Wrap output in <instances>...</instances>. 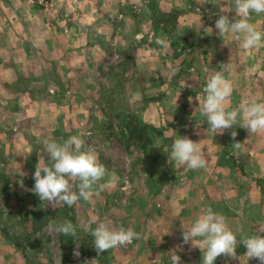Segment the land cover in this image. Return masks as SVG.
Instances as JSON below:
<instances>
[{"label": "crops", "instance_id": "1", "mask_svg": "<svg viewBox=\"0 0 264 264\" xmlns=\"http://www.w3.org/2000/svg\"><path fill=\"white\" fill-rule=\"evenodd\" d=\"M200 4L201 0H55L50 12L45 13L22 0H0V139L2 153L7 157L6 173L18 174L30 168L27 156L32 150L28 147L34 140H51L59 132L78 135L75 126L87 122L84 116L88 110L86 92L95 90L80 76L96 73L92 65L109 51V45L117 50V56L124 53L121 59L128 54L132 58V67L125 75L133 93L125 104L139 108L137 117L154 124L158 122L157 108L165 111L169 125L163 130L164 135L177 139L181 134L175 131L183 130L184 124H196L198 120L207 122L206 118H196L201 113L193 112L188 116L182 112L183 118L178 117L182 124L174 127L171 112L178 106L194 107L196 97L201 95L200 86L205 88L207 80L217 71L233 86L228 110L251 100L264 102V47L245 51L240 46L242 41L231 33L218 34L225 45L224 51L218 52L215 45V20L221 14L230 19L238 18L235 0H208ZM171 14L175 21L173 26L165 18ZM250 22L264 32V13H253ZM162 37H167L168 47L155 42ZM171 38L192 39L200 45L204 38L208 39L207 52L195 46L194 52L189 54L194 64L203 65L196 75L200 78L201 73L206 78L194 83L187 79L185 86H181L186 95L178 105L169 96L154 97L155 92L176 86L169 76L186 64L184 53L178 55V64L170 65L173 60ZM58 74L63 76V85L54 80ZM159 75L163 81H154ZM179 80L183 83V79ZM142 88L151 94L142 96ZM189 97H192L191 102ZM236 126L235 140L231 137L233 128L226 130L222 138L210 127L203 130L202 140H211V148L207 153L202 146V154L206 159L207 154L211 157L207 166L198 170L209 171L210 180L205 174L188 181L162 180L156 194L133 192L113 198L97 189L98 194L89 200L81 199L74 204L76 212L71 219L75 222L95 218L114 229H132L138 233V238L131 244L109 249L98 256L92 236L88 246L82 240L68 247L60 241L54 244L55 251L50 249L45 255L37 253L35 264H150L155 260L171 264L169 257L174 252L181 257V264H202L203 253L198 246H181L182 225L190 227L209 207L226 218L238 240L258 234L264 236V232H260L264 226L259 219L250 218V206L252 209L254 205L263 204L264 132L250 136L245 128ZM170 129L173 132H169ZM190 135L195 142L204 145L200 136ZM235 142L242 143V150L234 147ZM34 152L38 156L46 153L44 149ZM127 183L133 185V182ZM24 199H31L33 205L26 213L33 218L31 231L34 232L39 227L34 229L35 203L31 195L22 197ZM3 234L0 228V236ZM81 234L90 235L83 231ZM77 244L80 255L74 258ZM21 250L13 243L7 247L0 244V264H28L27 252ZM245 252L246 247L238 241L236 259L222 255L214 264H260L257 259L247 260Z\"/></svg>", "mask_w": 264, "mask_h": 264}, {"label": "rangeland", "instance_id": "2", "mask_svg": "<svg viewBox=\"0 0 264 264\" xmlns=\"http://www.w3.org/2000/svg\"><path fill=\"white\" fill-rule=\"evenodd\" d=\"M51 9L52 7L48 11H43L48 13ZM165 18L173 26L175 23L173 15L171 14L169 18ZM218 34L219 31L217 29L214 41L217 42L215 44L217 51L221 52L225 50V45L219 40ZM203 41L206 42L204 43ZM203 41H201L202 45H200L199 43H193L192 39L171 38L170 53L173 60H171L170 65L178 64V55H183L184 53L185 56L183 58L186 64L184 67L176 68L169 76V79L176 86L168 89L165 87L155 92V99L158 98L159 94L161 97L163 95L169 96L178 105L186 95V90L181 86H185L187 79L194 83L200 81L202 78H206L201 73L200 78L199 74L196 75L198 73L197 69L203 65L200 64L201 62L194 64L193 58L189 56L190 53L194 52L193 47L195 46H197V50L208 51V39L206 40L204 38ZM123 54L117 56V50H113V47L109 45V51H105L103 57L99 58L92 65L96 73L80 76L92 84L95 90L86 92L88 110L87 113H84V116L87 122L78 123L75 126V130L78 132L77 136H80L85 141L83 150H93L109 172V176H106L104 180L98 182L96 188L99 189L101 194L113 198L115 196L117 197V194L125 195L133 192L148 194L150 191L156 194L157 190L161 189L159 188V182L162 180L180 182L181 179H184L188 181L199 179L201 174H205L204 176L210 180L212 176L209 175V171L201 172L198 169L190 170L186 165H180L169 160L168 156L171 153V146L176 138L172 135H164L163 130L169 125L164 117L165 111L162 112L157 108L156 119L158 118V122L154 124L144 122L137 117V114L140 113L139 108L134 109L125 104L128 101L127 98L133 93V90L129 88V84L126 82L128 76L125 75L132 67V58L128 54L127 57L121 59ZM182 73L184 74L183 77H181ZM179 78L183 79L184 84L180 82ZM54 80L61 82L60 84L62 85L64 84L63 76L59 74L55 76ZM157 80L162 82V76H155L154 81ZM200 90L201 95L199 98L203 102L206 96L204 85L200 86ZM141 94L145 96L146 94H151V92L145 91L142 88ZM194 104V107L191 105L192 107L185 108L186 105H184L183 107L178 106L176 109H173L171 115L174 116L175 122L174 124L171 123V125L177 127L178 124H182L178 121V117L181 116L182 112L188 116L193 115V112L196 114L201 113L197 108L198 101L195 100ZM188 111L191 112L189 113ZM201 117L206 118L202 114L196 118ZM182 128L183 130L177 128L175 133L181 134L182 137L187 136L192 140L193 138L190 134L200 136L204 144L201 146L205 147L207 153H210L211 140H202L203 130L209 129L208 122L198 120V123L191 125L184 124ZM236 128L238 127L234 125L233 130L236 131ZM87 130L90 132H87ZM169 132H173L172 129ZM225 132L219 134V136L222 138V136H225ZM71 136L73 135L59 132L51 140L63 142ZM44 141L46 140L36 139L32 143L29 142L31 143L30 145L26 143L29 145V150H32L31 154L29 153L27 156V162L30 168L26 172L7 174L4 170L7 157L2 153L3 148L0 139V228L4 233L0 236V244L7 247L8 244L13 243L19 249H22V252H27L28 264H35V260H38L39 257L37 253L45 255L50 249L55 251L53 249L54 244H58L60 241L68 247V245L82 240L85 246H88L87 243L91 236L87 235L85 237L84 234H81V231H78L75 238L57 235L54 231L51 234L49 233V224H58L67 220L74 224L78 223L71 219L73 212H76L75 205L71 207L64 205V207L60 206L53 209L51 206H46V202H41L39 197L32 191L35 183L33 174L36 164L39 160L43 161L44 159L45 163L49 160L47 153L38 156L34 152L35 150L39 151V149L44 148ZM207 155L209 159L211 155ZM113 174L116 177V181L109 183V177ZM213 179H215L214 173ZM127 181L133 182V185L127 183ZM120 184L126 185V187L121 189ZM29 195L34 200L35 212L37 214V217L34 218V229L39 226L34 232L31 231V226H33L31 221L33 218L27 217L26 213L28 208H33L30 202L31 199L28 201H25V199L22 200V197H28ZM261 198L263 204L261 203L260 206L254 205L252 209L250 206V218L251 220L259 219L262 223L261 226H264V191L261 193ZM112 203L114 205L117 204L114 200H112ZM2 250L6 251L5 249ZM163 263L166 264L164 261Z\"/></svg>", "mask_w": 264, "mask_h": 264}, {"label": "clouds", "instance_id": "3", "mask_svg": "<svg viewBox=\"0 0 264 264\" xmlns=\"http://www.w3.org/2000/svg\"><path fill=\"white\" fill-rule=\"evenodd\" d=\"M208 0H201V4ZM235 10L238 18H229L221 14L215 20V28L219 33H231L235 39L241 40V48L250 51L264 47V32L250 22L253 13H264V0H235ZM223 12V11H221ZM158 45L168 47L167 37L157 38ZM206 96L201 103L197 96L198 109L206 116L208 125L214 134H223L234 125L245 128L250 136L264 132V102L251 100L239 108L228 110L227 102L233 92L232 83L217 71L207 80L204 88ZM192 101V97H189ZM236 131L231 132L235 140ZM44 151L49 160L36 164L33 174L34 187L32 191L41 202L53 209L62 205L73 206L79 200H89L97 193L98 182L109 176L108 169L100 162L98 155L91 149L83 150L85 141L73 135L63 142L46 140ZM237 150H242V143H233ZM203 148L187 136H179L171 146L169 160L180 165H186L190 170L205 168L208 159L202 154ZM43 173V174H42ZM116 181L115 175L109 177V183ZM93 225L95 227L93 228ZM49 233L75 238L78 231L90 234L97 254L109 249L126 246L138 238V233L132 229H114L108 223L99 222L95 218L74 224L64 221L58 224H49ZM260 232H264L261 229ZM238 241L246 247L244 256L248 259H257L264 264V236L253 235L237 239L234 231L228 226L223 215L215 213L211 207L198 216L190 227L182 225V245L192 248L199 247L203 253L202 264H214L220 256L237 258L236 248ZM79 245L73 250L74 258L79 257ZM171 264H181V257L174 252L169 257Z\"/></svg>", "mask_w": 264, "mask_h": 264}, {"label": "built area", "instance_id": "4", "mask_svg": "<svg viewBox=\"0 0 264 264\" xmlns=\"http://www.w3.org/2000/svg\"><path fill=\"white\" fill-rule=\"evenodd\" d=\"M28 4L40 7L42 10L48 11L54 4L55 0H22ZM150 264H164L161 260L152 261Z\"/></svg>", "mask_w": 264, "mask_h": 264}]
</instances>
